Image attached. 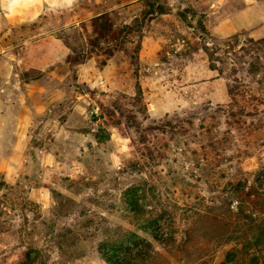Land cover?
Instances as JSON below:
<instances>
[{
    "label": "rangeland",
    "instance_id": "374dc122",
    "mask_svg": "<svg viewBox=\"0 0 264 264\" xmlns=\"http://www.w3.org/2000/svg\"><path fill=\"white\" fill-rule=\"evenodd\" d=\"M263 172L264 0H48L0 39V264H264Z\"/></svg>",
    "mask_w": 264,
    "mask_h": 264
},
{
    "label": "crops",
    "instance_id": "0c3cea01",
    "mask_svg": "<svg viewBox=\"0 0 264 264\" xmlns=\"http://www.w3.org/2000/svg\"><path fill=\"white\" fill-rule=\"evenodd\" d=\"M47 1L28 0L26 6L17 8L14 13L0 3V39H9L11 29H26L37 24L47 10Z\"/></svg>",
    "mask_w": 264,
    "mask_h": 264
},
{
    "label": "clouds",
    "instance_id": "9594fccd",
    "mask_svg": "<svg viewBox=\"0 0 264 264\" xmlns=\"http://www.w3.org/2000/svg\"><path fill=\"white\" fill-rule=\"evenodd\" d=\"M72 0H67V3L71 4ZM3 6L9 11L14 13L19 7L26 6L28 0H0Z\"/></svg>",
    "mask_w": 264,
    "mask_h": 264
},
{
    "label": "trees",
    "instance_id": "16d2710c",
    "mask_svg": "<svg viewBox=\"0 0 264 264\" xmlns=\"http://www.w3.org/2000/svg\"><path fill=\"white\" fill-rule=\"evenodd\" d=\"M261 174H264V172H263V173H261ZM109 261H111V259H109Z\"/></svg>",
    "mask_w": 264,
    "mask_h": 264
}]
</instances>
